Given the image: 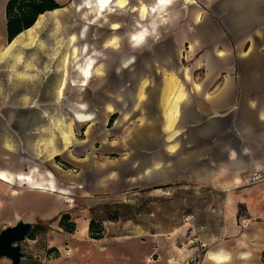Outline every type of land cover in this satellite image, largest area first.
I'll list each match as a JSON object with an SVG mask.
<instances>
[{
    "label": "crops",
    "instance_id": "obj_1",
    "mask_svg": "<svg viewBox=\"0 0 264 264\" xmlns=\"http://www.w3.org/2000/svg\"><path fill=\"white\" fill-rule=\"evenodd\" d=\"M53 1L60 9L40 15L31 28L8 43V0H0V69H7L14 79L22 58L24 68L44 67L28 62L27 55L37 48L47 17L58 13L64 16L63 10L75 0ZM76 1L75 8L84 5L89 11L86 15L94 13L89 21H96L95 12L88 9L89 2L85 7L84 0ZM152 1L145 4L148 9L155 6L156 0ZM178 5L176 0H169L149 23L145 22L154 14L148 13L144 19L136 17L132 29L122 28L121 19L119 35L126 47L129 43L131 51L143 53L149 49L147 39L167 37L174 54H180V62H168L170 67L177 73L184 60L187 67L182 72L188 70V76H178L182 87L174 85L176 80L171 75L137 78L136 92L125 101L123 117L113 120L103 149L110 156L118 151L123 154V149L128 153L114 169L119 185H128L134 179V186L140 190H166L170 196L178 191L175 195L192 197L194 202L183 210L181 223L167 231L150 232L136 226L131 235L123 236L111 228L118 223H108L110 227H103L102 238L94 240L88 236L90 219H83L91 206H85L79 219L73 214L76 200L70 194L74 187L82 191L87 187L76 181L66 189L47 173L0 167V174L6 177L0 178V232L17 220L44 228L20 245L24 256L20 264H264V181L245 184L254 170L264 166V0H184ZM172 7L179 12L163 14ZM117 9L127 13V0ZM165 16L171 26L164 31L159 22L166 20ZM132 33L141 36L140 43L132 44ZM86 44L75 49L80 63L95 55ZM131 64L121 59L114 68L125 71ZM154 67L153 63L145 68ZM120 81L119 85L127 86L126 76ZM147 82V92L142 93ZM108 84L109 93L105 90L102 97L78 93L74 99L113 100L112 85L117 83ZM120 91L122 97V88ZM144 94L147 97L137 113L127 119ZM28 95L23 99L28 100ZM106 112V118L115 115L109 107ZM139 115L147 120L141 123ZM82 121L90 118L86 121L83 117ZM117 130L119 139H112ZM131 152L133 155L128 156ZM97 173L103 177L94 179L96 192L84 194V200L92 198L93 202L97 195H107L114 183L105 171ZM238 213L250 220L245 230L237 226ZM63 214L75 224L74 233L58 227ZM87 237L90 244L85 243ZM50 249L56 253L48 254ZM0 264L10 261L1 258Z\"/></svg>",
    "mask_w": 264,
    "mask_h": 264
},
{
    "label": "rangeland",
    "instance_id": "obj_2",
    "mask_svg": "<svg viewBox=\"0 0 264 264\" xmlns=\"http://www.w3.org/2000/svg\"><path fill=\"white\" fill-rule=\"evenodd\" d=\"M159 1L156 0L155 6L152 4L150 9L156 10ZM176 1L181 5L184 3V0ZM113 2H117V6H113L106 19L102 15L100 18L96 17V21H89L88 17L94 16V13L86 15L89 11L84 9L82 4L76 9V0L63 10L64 16L60 13L57 16L49 15L42 27L45 32L37 39V48L26 58L33 65L41 64L44 67L24 68L22 58L21 67L15 70V79L13 75L8 74L7 69H0V167L27 170L30 168L33 172L36 170L47 173L51 180L59 186L64 185L66 189L71 188H67L66 185H73L78 181L82 188H87L82 191L74 187L70 191L76 200L73 214H78L81 219L85 206H91L87 218L83 219L96 220L101 224L102 231L103 227L106 229L110 227L108 223H118L115 226L111 225L115 230L113 233L117 235H131L136 226L145 231L163 232L181 223L185 215L183 210L194 202V198L175 195L178 191H173L171 196L165 194L166 190L154 193L149 190L143 191L134 186V179L128 181V185H119L120 181L117 180L114 169L120 158L127 157L125 155L128 153L123 149V154H119V151L113 156L105 154L103 146L107 140L106 136L109 137L111 134V125L115 119L109 124L111 117L106 118V108H111L116 119L123 117L125 101L130 93L136 92L137 78L148 79L153 76L166 78L171 75L176 80L174 85L182 87L178 76H188V70L182 72L187 64L183 60L180 66L178 65L177 73L170 67L169 63L174 64L175 59L180 62L178 59L180 54H174L172 42L167 37L147 39L149 49L143 53L131 51L129 43L127 47L124 45V39L119 35L121 19L124 29L134 28L136 17L144 19L148 13L154 15L145 23L151 22L158 14L150 12L145 4L152 3V0L138 2L127 0V13H121L117 9L124 6L125 0ZM178 6L175 8H179ZM175 8L172 7L163 14L168 16L169 11L170 14L179 12V9ZM167 16L166 20L159 22L160 30L171 26ZM131 39L132 44L141 42V36ZM86 43L91 45V53L95 51V59L86 58L85 63H80L75 49L82 44L87 45ZM153 46L155 47L152 48ZM121 59H128L132 63L125 71L114 68ZM88 61L91 66V77L85 85H80L78 67ZM153 63L156 67L145 68ZM141 64L145 67L141 68ZM125 76L128 78L127 86L119 85ZM110 81L117 83L112 85L113 100L83 97L74 99L78 93L84 97H87V93H90L91 97H102L105 90L109 93ZM145 87L142 93L147 92L148 82ZM120 88L123 98L120 97ZM24 94H30L26 96L28 100L23 99ZM146 95L139 98V103L134 107L135 113H131L127 119L134 117ZM79 104L85 105L86 110L81 111L78 108ZM76 112L89 114L90 121L84 123L83 117ZM141 115L137 120L143 123L147 117ZM120 134V130L113 132L112 139L115 137L119 139ZM131 155L133 152L128 156ZM111 159L114 160L112 164L109 162ZM97 171L99 173L105 171L108 179L111 178L114 183L107 195H97L93 202L92 198L91 201L90 198L84 200L86 198L83 197L84 194L96 192L94 179L103 177H99ZM130 182L133 184L130 185ZM116 217L117 220H112ZM85 243H91L88 237Z\"/></svg>",
    "mask_w": 264,
    "mask_h": 264
},
{
    "label": "trees",
    "instance_id": "obj_3",
    "mask_svg": "<svg viewBox=\"0 0 264 264\" xmlns=\"http://www.w3.org/2000/svg\"><path fill=\"white\" fill-rule=\"evenodd\" d=\"M60 9L53 0H8L5 8L7 41L10 43L21 32L31 28L37 18L46 12H52ZM115 118L112 115L109 124ZM118 217L112 219L117 220ZM58 227L65 233L72 234L75 231V224L70 221V217L66 214L61 215ZM44 228L35 226L32 232L27 235L28 239H32L38 232H43ZM102 226L99 222L91 219L88 223V236L90 239L98 240L102 238ZM48 254L56 253V250L50 249Z\"/></svg>",
    "mask_w": 264,
    "mask_h": 264
},
{
    "label": "water",
    "instance_id": "obj_4",
    "mask_svg": "<svg viewBox=\"0 0 264 264\" xmlns=\"http://www.w3.org/2000/svg\"><path fill=\"white\" fill-rule=\"evenodd\" d=\"M32 229L31 224L17 220L14 226L2 230L0 232V259H8L10 264H20L24 258L20 245Z\"/></svg>",
    "mask_w": 264,
    "mask_h": 264
},
{
    "label": "bare ground",
    "instance_id": "obj_5",
    "mask_svg": "<svg viewBox=\"0 0 264 264\" xmlns=\"http://www.w3.org/2000/svg\"><path fill=\"white\" fill-rule=\"evenodd\" d=\"M88 2H89L88 9L89 10H93L95 12V16H97V17H101L105 13H107V14L110 13L109 11H111L110 8H111L112 4L117 6V3L113 2L112 0H88L86 2L87 3L86 7L88 5ZM167 2H168V0H160L158 2L159 3L158 4V8L156 10L155 9H150V12H158V11H160L163 8V6L165 4H167ZM138 37L135 36V33L131 34V38H138ZM78 75H79V79H80V85H85L86 81L89 80L90 77H91V66H90L89 61L86 64H84L83 66L78 67ZM78 108L81 111H84L86 109L85 105H83V104H79ZM167 115H168V118H167V124H168L169 121H170V115L169 114H167ZM83 117H84V119L86 121L89 119L87 116H83ZM0 178L6 179V177L4 175H2V174H0Z\"/></svg>",
    "mask_w": 264,
    "mask_h": 264
},
{
    "label": "built area",
    "instance_id": "obj_6",
    "mask_svg": "<svg viewBox=\"0 0 264 264\" xmlns=\"http://www.w3.org/2000/svg\"><path fill=\"white\" fill-rule=\"evenodd\" d=\"M264 181V166L254 170L248 177L245 182L246 185H256ZM237 226L240 230H245L250 223L249 218L244 214L238 213L236 218Z\"/></svg>",
    "mask_w": 264,
    "mask_h": 264
}]
</instances>
